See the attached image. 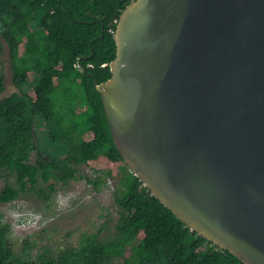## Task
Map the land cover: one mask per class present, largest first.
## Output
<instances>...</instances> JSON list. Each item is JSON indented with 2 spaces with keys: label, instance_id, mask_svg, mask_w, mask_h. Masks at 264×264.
Listing matches in <instances>:
<instances>
[{
  "label": "water",
  "instance_id": "95a60500",
  "mask_svg": "<svg viewBox=\"0 0 264 264\" xmlns=\"http://www.w3.org/2000/svg\"><path fill=\"white\" fill-rule=\"evenodd\" d=\"M112 76L114 140L192 229L264 264V0H133Z\"/></svg>",
  "mask_w": 264,
  "mask_h": 264
},
{
  "label": "trees",
  "instance_id": "16d2710c",
  "mask_svg": "<svg viewBox=\"0 0 264 264\" xmlns=\"http://www.w3.org/2000/svg\"><path fill=\"white\" fill-rule=\"evenodd\" d=\"M132 1L0 0V35L20 88L4 95L6 79L0 75V203L31 190L49 197L54 184L48 190L40 183L59 177V171L66 173L64 179L74 177L77 166H89L98 173L87 178L96 190L109 178L114 181L119 207L114 239L102 240L99 229L83 235L78 246L57 254L45 248L37 257L16 250L11 224L0 219V264H248L192 229L155 196L130 170L114 140L95 81L112 76L117 43L110 29L117 28L115 20ZM34 80L29 91L21 89ZM38 122L66 147L70 167L42 156ZM118 257H124L122 263L113 261Z\"/></svg>",
  "mask_w": 264,
  "mask_h": 264
},
{
  "label": "rangeland",
  "instance_id": "374dc122",
  "mask_svg": "<svg viewBox=\"0 0 264 264\" xmlns=\"http://www.w3.org/2000/svg\"><path fill=\"white\" fill-rule=\"evenodd\" d=\"M0 75H5L6 79L4 95L20 90L13 81L9 49L1 35ZM35 83V80L30 81L21 89L29 91ZM39 122L35 126V136L42 156L63 161L64 168L70 167L66 147L52 140L48 136L47 125ZM37 157L35 151L32 160ZM89 168L77 166L76 175L67 179H64L66 173L59 171V177L40 183L39 187L48 190L54 184L55 190L50 192L49 197L31 190L15 200L0 203V219L11 224L10 235L19 253L37 257L39 252L49 248L57 254L63 248L78 246L83 235L99 229L102 240L115 238L119 216V207L115 202L116 184L107 181L101 190H96L87 180L89 176H95ZM3 185L4 178L0 176V188ZM123 259L118 257L113 261L122 263Z\"/></svg>",
  "mask_w": 264,
  "mask_h": 264
},
{
  "label": "built area",
  "instance_id": "2783aa9c",
  "mask_svg": "<svg viewBox=\"0 0 264 264\" xmlns=\"http://www.w3.org/2000/svg\"><path fill=\"white\" fill-rule=\"evenodd\" d=\"M118 20H119V19H116L115 22L118 23ZM110 31L113 32L114 34L116 33V29H112V28H111ZM76 65H77L78 67H80V64H79V63H77ZM89 170H90L94 175H97V174H98V173L96 172V170H94V168H92V167H90ZM130 170L133 171V172H135L134 169H133L131 166H130ZM109 181H112V180L109 178V179H108V182H109Z\"/></svg>",
  "mask_w": 264,
  "mask_h": 264
}]
</instances>
